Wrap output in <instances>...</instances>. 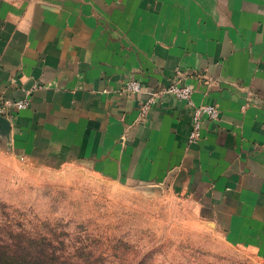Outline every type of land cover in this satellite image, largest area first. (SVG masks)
Listing matches in <instances>:
<instances>
[{
	"label": "crops",
	"instance_id": "0c3cea01",
	"mask_svg": "<svg viewBox=\"0 0 264 264\" xmlns=\"http://www.w3.org/2000/svg\"><path fill=\"white\" fill-rule=\"evenodd\" d=\"M139 80L140 92L126 89ZM193 87L219 107L189 142ZM0 145L89 160L124 183L170 178L227 239L264 255V0H0Z\"/></svg>",
	"mask_w": 264,
	"mask_h": 264
},
{
	"label": "rangeland",
	"instance_id": "374dc122",
	"mask_svg": "<svg viewBox=\"0 0 264 264\" xmlns=\"http://www.w3.org/2000/svg\"><path fill=\"white\" fill-rule=\"evenodd\" d=\"M178 181L124 183L89 160L0 145V255L9 264H264Z\"/></svg>",
	"mask_w": 264,
	"mask_h": 264
},
{
	"label": "built area",
	"instance_id": "2783aa9c",
	"mask_svg": "<svg viewBox=\"0 0 264 264\" xmlns=\"http://www.w3.org/2000/svg\"><path fill=\"white\" fill-rule=\"evenodd\" d=\"M126 89L140 92L143 89V84L139 80L130 81L127 83ZM165 93H172L181 99H185L193 107L192 130L189 135L190 143H196L201 139L203 123L206 118L209 120H218L220 118V110L217 105L209 103L195 104L192 99L193 87L189 84H179L178 82L170 84L168 87L161 89V91H152L150 97L142 104V112L146 113L151 105ZM28 105V99L6 100L0 98V114L8 113L15 108H26Z\"/></svg>",
	"mask_w": 264,
	"mask_h": 264
},
{
	"label": "trees",
	"instance_id": "16d2710c",
	"mask_svg": "<svg viewBox=\"0 0 264 264\" xmlns=\"http://www.w3.org/2000/svg\"><path fill=\"white\" fill-rule=\"evenodd\" d=\"M9 263H10L9 260H6L4 255L1 254L0 255V264H9Z\"/></svg>",
	"mask_w": 264,
	"mask_h": 264
}]
</instances>
